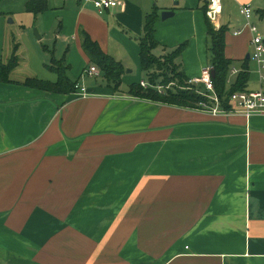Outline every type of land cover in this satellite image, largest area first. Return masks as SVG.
<instances>
[{
	"label": "crops",
	"instance_id": "1",
	"mask_svg": "<svg viewBox=\"0 0 264 264\" xmlns=\"http://www.w3.org/2000/svg\"><path fill=\"white\" fill-rule=\"evenodd\" d=\"M221 2L234 75L226 82L244 67V90H258L263 73L240 5L264 30V0ZM47 3L39 15L63 14L55 38L64 23L69 30L61 56L49 51L70 71L87 62L74 80L85 94L25 85L16 66L0 80V264H264V112L212 114L126 93L145 81L124 67L142 72L138 37L153 7V53L184 44V74L210 70L207 0H120L103 12L82 0ZM81 28L122 64L119 90L85 73L95 64Z\"/></svg>",
	"mask_w": 264,
	"mask_h": 264
},
{
	"label": "trees",
	"instance_id": "2",
	"mask_svg": "<svg viewBox=\"0 0 264 264\" xmlns=\"http://www.w3.org/2000/svg\"><path fill=\"white\" fill-rule=\"evenodd\" d=\"M26 11L34 16L43 13L48 8L47 0H28L25 5ZM206 10V8H205ZM204 10V12H205ZM206 17L208 53L210 62V77L213 84V91L217 95L220 106L224 109H231L230 95L235 91L245 89L249 73L246 68L240 71L235 82L226 85V77L232 67V60L225 55V33L226 25L215 28ZM158 18V8L147 13L143 21V34L138 37L139 58L142 72L145 73L147 87L141 86L140 82L128 85L126 93L166 104L178 105L187 108H202L200 103H211L208 92L202 84L188 83V77L181 70L176 59L181 54L184 44H180L174 50L157 56L153 49L159 45L154 38V23ZM82 35V48L91 63H94L105 84L117 91L121 85V75L123 73L122 64L112 56L104 53L98 43L92 40L84 31ZM51 63L47 67L53 71L57 78L55 81L43 80L37 77H26L23 84L57 92L76 91V81L69 76L70 65L65 58H51ZM0 64V80L9 81V73L17 65V56L12 53L11 57ZM213 72V74H212ZM172 83V84H171ZM163 86L158 91L156 86Z\"/></svg>",
	"mask_w": 264,
	"mask_h": 264
},
{
	"label": "rangeland",
	"instance_id": "3",
	"mask_svg": "<svg viewBox=\"0 0 264 264\" xmlns=\"http://www.w3.org/2000/svg\"><path fill=\"white\" fill-rule=\"evenodd\" d=\"M27 1L0 0V64H2L1 62L5 63L11 57L12 53H15L17 56V65L14 73L11 74L14 78L23 80L26 77H37L44 80H53L55 73L47 67V65L51 63L50 60L53 57L49 50L54 49L55 56L60 57L66 48V45L64 44V36L69 37L67 36L68 34H66L69 30L65 28L67 24L64 23V31L63 33H59L61 38L56 39L55 35L57 34L56 31L58 30V21L60 20V17H63V14H58V17L57 14H54L52 19H49L48 13L47 15L38 14L35 18L33 13L26 11L25 4ZM66 1L67 3L72 2V0ZM71 8L72 7L69 4L65 9ZM53 10L58 9H50L49 11ZM97 18L102 20L101 16H97ZM220 21H223V17ZM257 29L258 34L264 35L262 26L257 25ZM80 30L81 32H85L84 28H81ZM73 31L74 28L72 29V32ZM54 59L56 60L55 57ZM254 61H251V63L255 64L256 61ZM86 63L87 62H84L82 64L81 61L77 62V60H75V65L72 66V69L69 72L70 78L75 80L78 76V66L81 67L83 65V68L86 66ZM90 65L91 64L87 66ZM137 68L133 67L132 64L129 68L124 67L125 75H136V77L143 78L145 80V73L140 72ZM130 69H133V72L128 74L127 71ZM260 71L264 76V69H260ZM228 73L229 74L227 75L226 80L229 82L231 81L230 79L234 77V75H232L230 71ZM88 79L89 81H94V79L90 78H87L86 80ZM253 79L254 77H252L250 81L252 82ZM97 81L99 82L100 80ZM251 82H249L250 87H255L254 83ZM123 85V87L126 86L125 84ZM226 85L229 86L227 82ZM158 87H161V89L158 90ZM156 88L158 91H161L163 86L157 85Z\"/></svg>",
	"mask_w": 264,
	"mask_h": 264
},
{
	"label": "built area",
	"instance_id": "4",
	"mask_svg": "<svg viewBox=\"0 0 264 264\" xmlns=\"http://www.w3.org/2000/svg\"><path fill=\"white\" fill-rule=\"evenodd\" d=\"M92 3L93 7L99 12H103L107 9H112L116 7L120 0H85ZM181 1V0H177ZM223 5L221 0H207L205 15L210 20V22L218 28L219 15L221 14ZM240 13L245 19L244 26L249 29L252 34L251 46L252 58L258 63L259 68H264V35L257 33V28L254 24L250 22L252 15V9L249 3H242L240 5ZM242 29H238L233 32L234 35L240 34ZM88 75H100V71L96 65H90L85 70ZM260 82L264 84V76H260ZM190 84H202L206 92H208V97L210 99L209 103H200L202 108L212 114L216 113H229L238 112L241 113L245 118H250L254 113L264 112V87H260L258 90H242L235 91L230 95V102L232 103L231 109H224L220 106L217 95L213 91V84L210 77V70L207 69L200 77L188 79ZM141 86L146 87L148 84L145 81H140ZM76 90L85 94V89L79 84H75ZM161 87H158L160 90Z\"/></svg>",
	"mask_w": 264,
	"mask_h": 264
},
{
	"label": "water",
	"instance_id": "5",
	"mask_svg": "<svg viewBox=\"0 0 264 264\" xmlns=\"http://www.w3.org/2000/svg\"><path fill=\"white\" fill-rule=\"evenodd\" d=\"M169 14H170L169 11H163V12L161 13V17L164 18V17L168 16ZM212 74H213V72H212Z\"/></svg>",
	"mask_w": 264,
	"mask_h": 264
}]
</instances>
